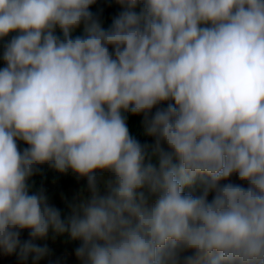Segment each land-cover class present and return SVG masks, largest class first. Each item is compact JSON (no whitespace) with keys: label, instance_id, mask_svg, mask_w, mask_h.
Wrapping results in <instances>:
<instances>
[{"label":"clouds","instance_id":"clouds-1","mask_svg":"<svg viewBox=\"0 0 264 264\" xmlns=\"http://www.w3.org/2000/svg\"><path fill=\"white\" fill-rule=\"evenodd\" d=\"M94 3L0 0V250L39 261L52 230L82 264H264V0H117L108 29ZM45 164L87 179L66 220L29 193Z\"/></svg>","mask_w":264,"mask_h":264},{"label":"trees","instance_id":"trees-1","mask_svg":"<svg viewBox=\"0 0 264 264\" xmlns=\"http://www.w3.org/2000/svg\"><path fill=\"white\" fill-rule=\"evenodd\" d=\"M89 10L105 29L111 27L113 18L122 11L117 0H95V3L90 6ZM55 32L61 39L63 38L62 30L59 27L56 28ZM84 34L83 25L72 32L73 37L83 36ZM14 35L16 33H12L9 37L0 40V68L5 67L2 59L3 51L6 44ZM123 115L126 118L130 135L142 146H148L149 148L153 146L155 138L147 134L144 117L142 115H133L130 112L123 113ZM17 144L21 152L28 147L23 141H17ZM153 162L156 163L155 160ZM37 167L38 170L27 181L29 193L40 194L42 192L48 197L49 203L59 209L61 218L66 220L72 215L74 205L80 202V196H87L89 194L87 179L78 176L70 169L66 172H59L47 164ZM97 175L99 177L101 174L97 173ZM104 175L108 174L104 173ZM233 180L239 183L236 177H233ZM101 191H103L102 187ZM195 194H199V189H196ZM212 195H209V200L212 199ZM29 240H32L29 230H22L20 235L21 244ZM32 242L41 247L47 246L49 254L39 261L33 259L34 254H29L27 259H21L20 248H17L16 252L12 254H7L3 250H0V256L6 257L7 260L5 261H8L7 264H82L75 254V250L81 245V241L72 240L67 233L57 235L50 230L46 238L35 239ZM0 264H3V262Z\"/></svg>","mask_w":264,"mask_h":264},{"label":"rangeland","instance_id":"rangeland-1","mask_svg":"<svg viewBox=\"0 0 264 264\" xmlns=\"http://www.w3.org/2000/svg\"><path fill=\"white\" fill-rule=\"evenodd\" d=\"M103 191H104V190H103ZM103 191H102V193H103ZM80 197H83V196H80ZM5 260H7L6 257H4L3 255H1V256H0V263L3 262V264H7L8 261H5Z\"/></svg>","mask_w":264,"mask_h":264}]
</instances>
